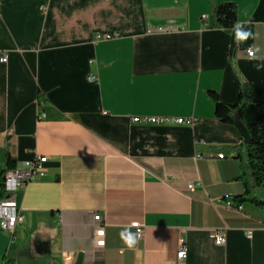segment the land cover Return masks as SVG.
<instances>
[{"label":"crops","instance_id":"crops-1","mask_svg":"<svg viewBox=\"0 0 264 264\" xmlns=\"http://www.w3.org/2000/svg\"><path fill=\"white\" fill-rule=\"evenodd\" d=\"M223 2L255 39L214 26ZM253 45L264 55V0H0V170L47 157L13 191L24 221L0 225V263L177 264L184 239L185 264H264V208L228 205L245 191L242 130L209 96L234 104L249 86L264 100ZM135 221L145 234L128 249Z\"/></svg>","mask_w":264,"mask_h":264},{"label":"trees","instance_id":"trees-1","mask_svg":"<svg viewBox=\"0 0 264 264\" xmlns=\"http://www.w3.org/2000/svg\"><path fill=\"white\" fill-rule=\"evenodd\" d=\"M238 20L237 5L234 2L219 3L214 7V26L231 31L232 25ZM209 96L214 103L215 115L223 123L235 124V116L240 120L248 135L246 143L248 152L247 168L242 175L245 185L244 193L230 198L232 206L240 207L244 203H251L264 208V200L255 195L256 187H264V100L254 98L249 86L241 94L238 102L225 103L220 100L216 91L210 90ZM245 142L246 135L242 131ZM16 168L11 156H8L6 167L0 170V200L9 197L10 191L6 186V173ZM0 264H17L15 260L4 258Z\"/></svg>","mask_w":264,"mask_h":264},{"label":"built area","instance_id":"built-area-1","mask_svg":"<svg viewBox=\"0 0 264 264\" xmlns=\"http://www.w3.org/2000/svg\"><path fill=\"white\" fill-rule=\"evenodd\" d=\"M206 16L202 17L205 20ZM163 30V29H161ZM106 37L109 38L110 36H101L98 35V38ZM7 60L6 55H3L1 61L4 62ZM91 80H96L95 75L90 76ZM44 116V113H40V118ZM141 118H135V121H139ZM147 120H151L152 122H162L167 121V118H146ZM196 119L193 118H178L176 122L178 123H192ZM200 156V155H199ZM220 158H224L225 154L222 153L219 155ZM47 161V157L37 156L34 160L26 161L21 168H16L10 170L6 173V186L10 191V196L0 200V225L3 231L14 233L15 228L24 221V215L22 211L18 208L15 196H14V189L18 188L19 186H23L26 183L45 176L46 169L44 164ZM190 187L193 188L194 184H190ZM228 205L232 206V202H228ZM103 215L101 213L95 214L94 219L97 223H100L99 227L96 229V245L98 247H104L106 244V230L105 225L102 224ZM132 227L136 229V231L141 232V236L143 237L145 234V225L140 221L132 222ZM252 233L248 232V236L251 237ZM216 244L223 245L227 241L226 233L224 231L216 232ZM101 241L103 244L101 245ZM188 245L186 244L185 240L182 239L180 241V249L177 253V264H185V260L188 256ZM183 253V255H182Z\"/></svg>","mask_w":264,"mask_h":264},{"label":"clouds","instance_id":"clouds-1","mask_svg":"<svg viewBox=\"0 0 264 264\" xmlns=\"http://www.w3.org/2000/svg\"><path fill=\"white\" fill-rule=\"evenodd\" d=\"M246 24H247L246 21L241 22L237 20L232 25L231 31H232L233 39L237 45L247 42L250 38L255 39L254 33L249 28L246 27ZM247 51H248L249 59L257 60V61H264V55H258V53H261V49L258 46L253 45L249 47ZM261 68H264V63H258L256 65V69L258 71ZM119 238L128 249H134L139 244L142 236L139 230L137 232H132L130 228L125 227L119 233ZM100 243L102 245L103 241H101Z\"/></svg>","mask_w":264,"mask_h":264},{"label":"water","instance_id":"water-1","mask_svg":"<svg viewBox=\"0 0 264 264\" xmlns=\"http://www.w3.org/2000/svg\"><path fill=\"white\" fill-rule=\"evenodd\" d=\"M235 118H236V120H235L236 123L239 125V127L241 128V130H242V131L245 133V135H246L245 143H247V142H248V135H247V133H246V131H245V128H244V126H243L241 120H240L239 115L236 114ZM75 264H83V258H82V255L79 256L78 261H77Z\"/></svg>","mask_w":264,"mask_h":264}]
</instances>
